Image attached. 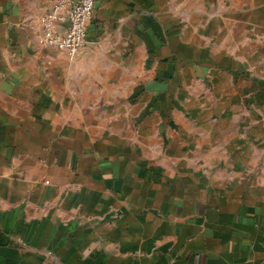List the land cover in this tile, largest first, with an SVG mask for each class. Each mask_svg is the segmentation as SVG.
I'll list each match as a JSON object with an SVG mask.
<instances>
[{
  "label": "crops",
  "instance_id": "crops-1",
  "mask_svg": "<svg viewBox=\"0 0 264 264\" xmlns=\"http://www.w3.org/2000/svg\"><path fill=\"white\" fill-rule=\"evenodd\" d=\"M0 0V264H264V0Z\"/></svg>",
  "mask_w": 264,
  "mask_h": 264
},
{
  "label": "built area",
  "instance_id": "built-area-1",
  "mask_svg": "<svg viewBox=\"0 0 264 264\" xmlns=\"http://www.w3.org/2000/svg\"><path fill=\"white\" fill-rule=\"evenodd\" d=\"M96 7L97 0H53L39 18V42L75 58L89 43L88 30Z\"/></svg>",
  "mask_w": 264,
  "mask_h": 264
}]
</instances>
